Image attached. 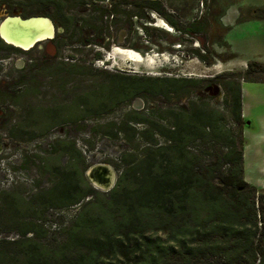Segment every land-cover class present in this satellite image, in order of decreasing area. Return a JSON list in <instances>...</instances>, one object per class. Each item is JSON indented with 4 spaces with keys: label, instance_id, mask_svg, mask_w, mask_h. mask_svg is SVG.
<instances>
[{
    "label": "trees",
    "instance_id": "1",
    "mask_svg": "<svg viewBox=\"0 0 264 264\" xmlns=\"http://www.w3.org/2000/svg\"><path fill=\"white\" fill-rule=\"evenodd\" d=\"M79 2L90 5L89 16L78 21L64 9L65 30L82 23L93 38L129 23L132 17L148 18L143 10L161 13L157 0H110L104 6ZM199 23L190 22L188 31H200ZM142 28L147 33V26ZM65 39L64 44L71 46L94 40ZM3 45L0 40V48ZM94 57L101 54L95 52ZM72 58L53 66L75 67ZM230 74L222 75L226 111L238 122L242 120L241 81L264 82V63L249 60L240 75ZM200 80L111 73L104 83L98 82L97 91L72 102L70 108L77 115L71 120L101 114L135 96L180 97ZM87 102L96 108L85 111ZM196 105L190 102L187 110L167 107L157 115L131 109L117 120L96 124L94 131L100 136L122 139L129 146L120 152L115 162L118 174L106 192L85 181L84 159L74 142L55 141L60 153L70 157L71 167L59 171L43 195L34 196V203L44 209L73 205L78 209L58 229L62 238L46 244L42 239L49 230L39 222L42 213L31 211L26 217L17 207L21 200L7 201L15 211L9 220L17 236L0 237V264H264V214L256 206L254 187L243 178L241 144L222 124L223 113ZM55 111L49 108L43 113L55 120ZM217 141L222 143L218 152L199 148Z\"/></svg>",
    "mask_w": 264,
    "mask_h": 264
},
{
    "label": "rangeland",
    "instance_id": "2",
    "mask_svg": "<svg viewBox=\"0 0 264 264\" xmlns=\"http://www.w3.org/2000/svg\"><path fill=\"white\" fill-rule=\"evenodd\" d=\"M12 1L16 8L22 9L23 15L27 14L26 0ZM88 1L97 6L110 2ZM157 2L160 14L143 10L148 18L132 17L128 26L118 25L97 38H93L82 23H77L70 31L65 30V37L72 41L94 39L85 45L61 43V55L73 56L77 73L52 74L54 62L42 61V48L36 46L23 51L0 48V237L17 236L9 220L15 211L6 205L13 199L21 200L17 207L26 217L31 211L42 213L39 222L49 230L43 243L59 241L62 233L58 229L69 223L78 206L44 209L33 200L56 181L59 171L71 167L70 157L60 153L55 141H73L84 159L85 181L98 191L106 192L110 189L106 186L107 177L112 174L110 179L114 177V184L119 171L115 162L120 152L129 146L122 139L100 136L94 127L117 120L132 105L142 108L148 115H157L167 107L187 110L193 101L196 106L204 108L207 105L223 113L222 124L234 133L242 147L243 178L260 195L258 208L264 214V82L241 81L242 120L237 122L227 115L228 95L222 76L225 73L233 77L240 75L249 60L264 63V0ZM65 5L68 14L78 21L89 16L86 14L90 5H83L79 0H66ZM192 21H200V31H188ZM143 25L147 26V33ZM116 47L121 53L116 52ZM95 52L101 57L95 58ZM255 67L259 69L260 66ZM115 72L203 80L180 97L166 100L145 94L136 97L140 99L137 105L133 101H123L101 114L71 120L77 115L70 108L72 102L80 101L86 92L97 91L98 82L104 83L109 74ZM90 103L85 104V111L96 108ZM49 108L56 110L57 120L49 116L50 113L47 116L43 113ZM221 144L217 141L199 148L218 152Z\"/></svg>",
    "mask_w": 264,
    "mask_h": 264
},
{
    "label": "flooded vegetation",
    "instance_id": "3",
    "mask_svg": "<svg viewBox=\"0 0 264 264\" xmlns=\"http://www.w3.org/2000/svg\"><path fill=\"white\" fill-rule=\"evenodd\" d=\"M66 0H26V7L28 9L27 14H22V9L21 8H16L15 3L12 0H0V21L5 17V16H14V15H19L21 17H29V16H41V17H47L50 19V22L52 24V30L53 34L51 37H46L38 42H36L34 45L30 46L29 48L26 49H31L33 47L42 48L40 58H42V61L50 62L53 61L55 62H60V61H65L68 59L71 60V56L68 55L66 57H63L61 55V43L65 41V26L62 22V11L64 10V5H65ZM55 13L57 17L53 15ZM34 26V25H33ZM128 26V21L123 25ZM109 38V37H107ZM0 40L3 41L4 45L3 47L9 48V49H14L17 51H23L26 49L16 47L12 44L6 43L1 37ZM101 43V42H99ZM97 44V43H96ZM102 46H106L105 43H101ZM44 45V46H43ZM23 49V50H22ZM33 59L30 58V62H32ZM70 69V70H69ZM52 70L56 72H68L72 73L71 71L74 70V73H77V69L74 67H59V66H52ZM59 72V73H60ZM73 74V73H72ZM139 96H135L131 99L130 102L132 103H138L139 98H136ZM131 109L134 110H140L141 109H136L135 106L132 105V108H128L126 111H129ZM125 111V112H126ZM256 206L258 207V201L260 198V195L257 194L256 192Z\"/></svg>",
    "mask_w": 264,
    "mask_h": 264
},
{
    "label": "bare ground",
    "instance_id": "4",
    "mask_svg": "<svg viewBox=\"0 0 264 264\" xmlns=\"http://www.w3.org/2000/svg\"><path fill=\"white\" fill-rule=\"evenodd\" d=\"M34 25V26H33ZM0 34L6 42L21 46H27V37L34 35L36 38H46L52 34V24L44 18L32 20L28 27H21L16 21L6 20L0 25ZM116 52L121 53V49L116 47Z\"/></svg>",
    "mask_w": 264,
    "mask_h": 264
},
{
    "label": "water",
    "instance_id": "5",
    "mask_svg": "<svg viewBox=\"0 0 264 264\" xmlns=\"http://www.w3.org/2000/svg\"><path fill=\"white\" fill-rule=\"evenodd\" d=\"M38 18H44V19H47L48 21H50V19L49 18H47V17H41V16H29V17H21V16H19V15H14V16H5L1 21H0V25L2 24V23H4L6 20H9V21H16L17 23H18V25L19 26H21V27H28V25H29V23L32 21V20H34V19H38ZM52 34H53V30H52ZM52 34H51V36H52ZM51 36H48V37H51ZM0 37L5 41V39L3 38V36L0 34ZM27 39V46L26 47H30V46H32V45H34L36 42H38L39 40H41V38H36L34 35H32V36H29V37H27L26 38ZM6 42V41H5ZM6 43H8V42H6ZM9 44H12V45H14V46H16V47H19V48H23V47H21V46H18V45H15V44H13V43H9ZM24 49V48H23ZM112 175V174H111ZM111 175H109L108 177H107V185L106 186H108V188H111L112 187V185H113V181H114V177H113V179H112V181H111V179H110V177H111Z\"/></svg>",
    "mask_w": 264,
    "mask_h": 264
},
{
    "label": "built area",
    "instance_id": "6",
    "mask_svg": "<svg viewBox=\"0 0 264 264\" xmlns=\"http://www.w3.org/2000/svg\"><path fill=\"white\" fill-rule=\"evenodd\" d=\"M75 206H78V205H75Z\"/></svg>",
    "mask_w": 264,
    "mask_h": 264
},
{
    "label": "crops",
    "instance_id": "7",
    "mask_svg": "<svg viewBox=\"0 0 264 264\" xmlns=\"http://www.w3.org/2000/svg\"><path fill=\"white\" fill-rule=\"evenodd\" d=\"M242 88H243V86H242ZM244 111V110H243Z\"/></svg>",
    "mask_w": 264,
    "mask_h": 264
}]
</instances>
